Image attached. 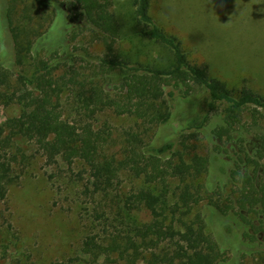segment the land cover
<instances>
[{"label":"trees","instance_id":"obj_1","mask_svg":"<svg viewBox=\"0 0 264 264\" xmlns=\"http://www.w3.org/2000/svg\"><path fill=\"white\" fill-rule=\"evenodd\" d=\"M151 1L131 0L129 31L124 32L113 0H67L70 43L48 50L50 56L45 57L38 41L57 20L48 11L51 0H0V105L20 108L17 116L0 123V201L6 199L9 188L18 182L19 170L29 162L19 143H31L49 163L81 161L89 169L92 194L110 200L108 207L115 211L114 217L106 212L98 214L102 234H88L82 241L81 251L92 262L221 264L225 247L207 231L200 212L190 219L179 218L180 227L174 217L180 208L183 216L188 215L206 198L209 205L220 208L211 195L205 196L206 187L200 183L208 157L175 150L174 142L144 150L142 139L154 126L170 120L174 101L187 98L191 84L203 87L209 98L208 113L188 129L203 130L211 123V114L219 111L220 122L205 138L229 163L226 209L235 218L236 236L261 237L264 242V133L255 135L257 142L251 146L247 138L249 125L264 121V95L246 85L231 89L211 76L206 65L190 58L177 35L157 23L150 14ZM80 32L89 34L91 43L102 47V55H79V48L70 46ZM122 39L133 47L122 49ZM150 46L162 51L154 54ZM77 60L85 65L77 67ZM110 84L118 90L116 97L109 92ZM64 96L73 120L63 115ZM106 108L140 121L141 135L132 134L135 144L131 149L113 150L109 130L95 129V114ZM245 115L252 123L243 122ZM179 136L183 137V132ZM180 142L184 146V138ZM128 168L151 185L123 194L121 200L112 188ZM174 179L182 186L177 201L167 211V189ZM142 208L150 212V221L138 218ZM0 218L4 219L1 210Z\"/></svg>","mask_w":264,"mask_h":264},{"label":"rangeland","instance_id":"obj_2","mask_svg":"<svg viewBox=\"0 0 264 264\" xmlns=\"http://www.w3.org/2000/svg\"><path fill=\"white\" fill-rule=\"evenodd\" d=\"M66 3L67 0H51L48 11L57 20L38 41L42 56L48 57V50H57L60 44L70 43L68 36L72 28L66 26ZM113 8L123 31L128 32L126 25L133 12L131 0H113ZM150 14L164 30L182 40L190 58L206 65L211 76L224 81L231 89L237 90L246 85L264 95V0H152ZM5 32L10 44L7 28ZM120 43L122 49L133 47L126 39L120 40ZM73 45L79 48V55L88 52L90 57H95L103 53L99 44L91 43L87 33H78L76 40L70 44ZM150 48L154 54L162 51L157 46ZM75 65L82 66L85 62L77 60ZM108 87L111 96L116 97V86L110 84ZM189 89L187 98L174 101L170 120L154 126L143 137L144 150L150 145L174 142L175 150L183 149L188 154L207 156L209 165L201 175L200 183L206 187L205 196L211 195L220 208L218 210L209 205L207 198L193 206L188 215L183 216V209L180 208L174 215L177 226L180 227L179 218L190 219L200 212L207 223V231L225 247V258L221 264H264L263 238L238 237L234 232H237L235 218L226 209L230 187L227 175L229 163L223 154L213 151V144L205 138V134L211 136L210 132L220 122L219 111L211 114V123L205 125V130L188 129L193 123H200L208 113L209 101L203 87L191 84ZM61 104L63 115L73 120L65 96ZM19 111L18 105H0V123L8 117L17 116ZM93 122L95 129L106 127L112 134L109 143L113 150H123L125 146L131 149V145L135 144L131 142L132 134L141 135L139 120L129 114H117L112 109L97 112ZM243 122L252 123L248 115L244 116ZM249 126L247 138L251 146L257 142L255 135L264 133V121ZM191 131L195 132L189 133ZM181 132L183 137L179 136ZM182 138L184 146L180 142ZM19 145L29 156V162L19 170L18 182L9 188L6 199L0 201V210L4 213V219L0 218V264H66L72 259L77 260L72 264H100L102 259L94 263L82 253V241L88 234H102L103 227L99 225L102 221L96 219L98 214L106 212L113 218L115 211L108 207L111 202L102 194H92L89 169L81 161L68 165L59 159L56 163H49L33 144L20 142ZM126 156L130 153L127 152ZM116 180L118 182L112 192L118 193L121 200L123 194L134 193L149 184L143 176L137 177L129 168ZM155 186L159 191L161 184ZM181 186L178 179L170 181L167 211L177 201ZM221 186L224 188L220 190ZM137 215L142 222L152 218L145 208L140 209ZM138 264L145 263L140 260Z\"/></svg>","mask_w":264,"mask_h":264}]
</instances>
